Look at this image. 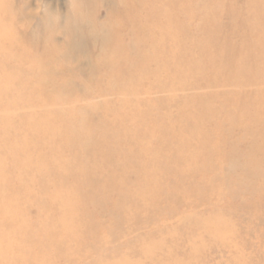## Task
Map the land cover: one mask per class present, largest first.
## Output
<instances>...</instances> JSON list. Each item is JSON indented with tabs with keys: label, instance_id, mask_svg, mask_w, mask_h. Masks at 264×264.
Instances as JSON below:
<instances>
[{
	"label": "bare ground",
	"instance_id": "1",
	"mask_svg": "<svg viewBox=\"0 0 264 264\" xmlns=\"http://www.w3.org/2000/svg\"><path fill=\"white\" fill-rule=\"evenodd\" d=\"M83 1L89 2L88 9L56 28V21L50 22L44 36L35 37L28 23L17 26L27 17L20 14L16 21L12 16L15 0H0V111L68 100L77 89L64 66L76 53L89 51L90 42L100 55L94 62L87 59L81 90L99 86V67L108 73V91L143 93L158 86L184 90L216 80L243 87L264 84V0H245L240 12L234 0H106L111 9L101 28L91 20L93 0ZM224 12L227 25L220 20ZM193 13L200 16L198 38L188 30ZM239 29L245 33L233 42ZM61 32L66 38L57 48L53 38ZM162 72L166 80H161ZM216 97L175 99L177 126L171 123L173 109L153 112L128 103L106 106L97 123L87 122L83 109L74 117L46 110L0 116V264H54L55 247L66 260L63 264H210L204 251L234 249L241 241L237 224L220 208L198 212L194 202L198 197L222 205L230 199L242 209L233 203L234 194L246 192V208L264 213V128L254 127H264V89L215 105ZM231 116L249 123L229 129ZM236 128L251 141L240 154L232 141ZM242 154L248 164L240 179L208 173L213 158L223 162L225 172ZM140 158L145 161L134 164ZM114 159L118 169L107 178V186L87 178L91 168L86 163L108 166ZM140 169L145 178L137 183L132 176ZM27 173L31 178H19ZM50 175L56 176L52 183ZM174 182L185 188L160 204L158 195ZM84 183L90 190L82 197ZM106 196L119 206L116 215L132 235H115L100 222L96 209ZM33 206L38 211L30 218ZM161 212L179 216L162 222ZM94 227L100 231L96 250L88 242ZM252 227L264 236L260 222ZM192 233L200 235L198 242H191ZM240 261L234 257L235 263Z\"/></svg>",
	"mask_w": 264,
	"mask_h": 264
},
{
	"label": "rangeland",
	"instance_id": "2",
	"mask_svg": "<svg viewBox=\"0 0 264 264\" xmlns=\"http://www.w3.org/2000/svg\"><path fill=\"white\" fill-rule=\"evenodd\" d=\"M93 16L91 20H93L98 28H101V25L106 21L107 15L109 13V9H111V4L105 0H93ZM236 3L235 10L236 11H241L245 5V0H234ZM89 2H84L83 0H15V6L13 7V11L10 13L12 16L15 18L16 21L18 20V17L22 16L20 14L25 15L26 22L24 21L21 23L19 20L17 26L25 25L26 23L29 24L30 32L32 35L35 37H43L44 36V27H50L54 21H56V24L54 28L57 27V24L62 25L64 22L67 21L69 16L71 15H79L84 8L88 9L87 5ZM228 3V1H227ZM225 4L228 5V4ZM18 6V7H17ZM87 6V7H86ZM228 8V6H226ZM20 9V10H19ZM91 9V7H90ZM24 11V12H23ZM10 14V15H11ZM9 15V16H10ZM190 20L192 21L191 26L189 27V32H191L192 35H196V37L199 35V20L200 16L197 13H193L192 16H190ZM220 20L222 21L221 23L226 24L229 22V16L227 12L222 13ZM51 22V25L49 23ZM21 23V24H20ZM27 24V25H28ZM49 25V26H47ZM53 28V29H54ZM59 33V32H58ZM237 36H234L232 38L233 42H236L240 39L243 33L245 31L243 29L237 30ZM64 33H60L55 35L53 38L54 40H58V45L56 46L57 48L62 47L64 43ZM198 38V37H197ZM40 42H42V39H40ZM51 42V40H50ZM89 44V43H88ZM89 51L84 53H76L75 56L73 57L69 63H66L64 66L65 68V75L70 79H72V86L73 88L77 90H73L74 92L71 94L68 100L61 101V100H55L52 101L51 103L45 104L43 107L36 109V108H31V107H26V106H21L19 108H10L7 109L6 111H0L2 112L0 116H12V117H21L22 115H30L32 113L35 114H41L46 111H50L53 113L60 112L62 115H67V116H72L74 117L76 114H79V110L83 109V113L85 114L88 121L92 122H99L100 120V114L101 111L109 108V107H117L122 104H141L142 106L146 107V109L153 110V112H156L155 110L162 109L161 111L169 112L171 109L174 107L172 106L173 101L176 100H184L186 97H194V96H203L207 97L208 95H216V99L214 100V104L218 103H224L225 99L228 97H231L232 95H244V96H250L253 94L254 91H261L264 89V84L260 83L257 85H249V86H236V84H229L227 83V80H216L212 84H209L207 86H202V87H197V86H192L190 88L184 89V90H164V88H161L160 86L158 87H153L151 89H144V90H149L143 93L140 92H126L124 90H110L108 91L107 87V81L105 80L106 77L108 76V73L106 72L105 69L100 68L101 70L99 73H102V77H100V80L98 85L99 86H92L91 89L88 90H81V85L85 81V76L83 75V70L84 67L87 65L86 61L87 59L91 62L95 61L96 54H99L98 52L95 51V47L92 42L88 45ZM85 54V55H83ZM60 56L63 55L62 52L59 54ZM90 62V63H91ZM97 65V64H95ZM98 70V67H95ZM153 67L148 66L147 70H151ZM165 73L162 72V79L161 80H166L165 79ZM105 78V79H104ZM59 80H62L59 79ZM63 81V80H62ZM226 81V82H225ZM160 85V84H159ZM59 91V90H58ZM107 106V107H106ZM177 106V105H176ZM106 107V108H105ZM158 108V109H155ZM159 111V110H158ZM5 113V114H4ZM17 114V115H16ZM24 116V117H25ZM216 120V118H215ZM1 123V122H0ZM171 123L174 124L175 126L180 124V119H179V114L178 112L175 111V109L172 110V115H171ZM249 122L244 121L240 122L238 121L237 116H231L230 119V125L226 124V126H230L232 128L233 126H236V124H239L237 126L242 127V125L245 127ZM211 125V124H210ZM212 127V125L210 126ZM242 127V128H244ZM255 128H264L262 126H254ZM245 132L243 129H238L236 128V131L232 135V141L233 145H235V148H237L238 154L242 153L244 150H248L250 147L251 141L249 138L245 137ZM263 138H264V133ZM215 139L216 136L214 135ZM197 139L194 136L190 137V140H195ZM214 139V140H215ZM195 142V141H194ZM193 147V146H192ZM200 148V147H199ZM70 149V148H68ZM68 151V150H67ZM67 151H64L65 154ZM186 152H189V149L186 150ZM7 157V154H4ZM76 158L79 160L85 161L84 156H81L80 154L77 156L74 155ZM215 156V155H214ZM214 156H211L213 158ZM260 157V155H258ZM68 158V157H67ZM84 158V159H83ZM212 160V170L208 169L210 172L209 174H225L228 178L231 179H240L243 176V172L247 166V158L242 154V155H236L235 159L236 162L232 166H230L229 170L223 171V169L220 166H223V162L218 161V160ZM145 161L143 159H137L134 164H138L139 162ZM106 163V162H105ZM92 166V167H91ZM86 167H90V174L87 178L91 180V182H96L100 183L102 187L107 186L106 183H109L107 178L109 179L112 175V173L118 169L117 161L116 159L113 160L112 165L106 166L105 164L102 163H96L91 165L90 163H86ZM56 175V173H54ZM80 174V172H79ZM78 173H76V177L79 178ZM136 176H132L133 179L137 180L138 182H142L143 179L145 178V173L144 171L142 172L141 169L137 171V173H134ZM195 175H198L199 172H195ZM11 175H15V172H11ZM50 175L51 178L48 180H51V183L56 179V176ZM32 174L27 173V174H20L19 178H24V177H29L31 178ZM72 179V177H70ZM168 182H173L171 178L168 179ZM59 182H54V184H58ZM257 183L260 184V181L257 180ZM194 185V184H192ZM172 187L169 190H165V192L161 193L158 195L159 203L160 204H165L167 203V200L170 199L168 195L171 192H177L181 190L182 188H185V186H180L177 185L175 182L172 185ZM88 185H83V187L80 189L81 194L83 195L82 197L87 196L89 193V190L87 188ZM99 187V186H98ZM145 186H142L144 189ZM108 189V188H106ZM101 191V190H100ZM169 192L168 194L166 192ZM248 191V190H247ZM102 192V191H101ZM247 194L246 192L241 193L240 196H238V193H235V201L233 203L239 202L242 204V209L236 208L231 205L230 202H232L230 199H225L221 204L216 205V200L211 199L209 202L206 200H202L201 198H196L195 199V206L198 208V212H210L213 208L221 209L223 211V214L232 221H234L237 224L238 227V234L240 236V244H236L234 249H229V248H222V249H212L208 251H204V257L210 262V264H264V236L260 235V230L257 227H252L255 225V223L260 222V224L264 225V213H262L259 209L258 210H252L249 211L250 207H247L244 205L246 199H247ZM247 196V197H246ZM196 197V196H195ZM157 199V200H158ZM245 200V201H244ZM48 202V200H47ZM114 200L112 198H107L105 197V201L99 202V205L96 209L98 212L97 217L100 220V222H103L104 225H108L109 227H112V233L115 235L123 234V235H132V233L126 228L123 227L121 219H119L116 215L117 212H120L119 206H116L113 204ZM137 202V200L133 201ZM49 203V202H48ZM104 203L105 205H103ZM72 205L76 204L78 206V202L76 200H73L71 203ZM238 204V203H237ZM236 205V204H235ZM48 205H45V207ZM75 206V205H74ZM81 208V206H80ZM38 208L36 206H33L29 209V215L30 218H34L37 215ZM82 211V208H81ZM160 219L162 222H172L175 221L176 218L179 216H170L166 212H161L160 213ZM95 229L93 230L92 237L89 239V244L92 245V249L96 250L94 247L96 243H98L99 237L98 234H100V231L98 230L97 227H94ZM153 228V227H152ZM148 229V228H147ZM146 229V230H147ZM44 231L48 230V228H44ZM145 230V231H146ZM150 230V229H149ZM142 231V230H141ZM144 231V230H143ZM142 231V232H143ZM139 234V233H138ZM140 235V234H139ZM117 237V236H115ZM52 238L50 235H48L47 241ZM191 242H198L200 240V235L198 234H193L189 236ZM33 241H37V237L32 238ZM46 241V242H47ZM48 244V243H47ZM125 248V246H123ZM53 249V248H52ZM52 253L54 254V264H63L66 260L60 255L61 252H59L58 247H55V249L52 250ZM234 257H239L241 261L239 263L234 262ZM93 259V256H90L87 260Z\"/></svg>",
	"mask_w": 264,
	"mask_h": 264
}]
</instances>
